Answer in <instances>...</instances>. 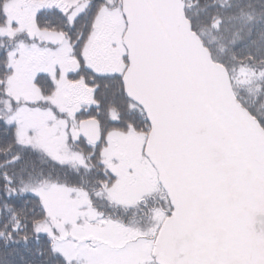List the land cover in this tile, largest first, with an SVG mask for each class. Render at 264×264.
I'll return each instance as SVG.
<instances>
[{
    "label": "snow or ice",
    "instance_id": "snow-or-ice-1",
    "mask_svg": "<svg viewBox=\"0 0 264 264\" xmlns=\"http://www.w3.org/2000/svg\"><path fill=\"white\" fill-rule=\"evenodd\" d=\"M0 264H264V0H0Z\"/></svg>",
    "mask_w": 264,
    "mask_h": 264
}]
</instances>
